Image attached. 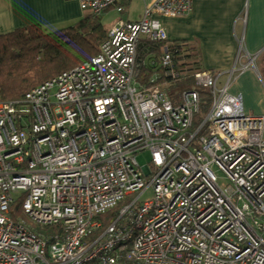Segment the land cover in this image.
<instances>
[{
  "label": "built area",
  "instance_id": "built-area-1",
  "mask_svg": "<svg viewBox=\"0 0 264 264\" xmlns=\"http://www.w3.org/2000/svg\"><path fill=\"white\" fill-rule=\"evenodd\" d=\"M129 1L78 0L95 16ZM192 11L193 0H154L140 21L119 20L90 60L0 101V264H264V116L230 92L236 73L259 74L263 51L222 84L198 45L163 24ZM184 79L210 91L207 113L195 88L170 97Z\"/></svg>",
  "mask_w": 264,
  "mask_h": 264
},
{
  "label": "crops",
  "instance_id": "crops-1",
  "mask_svg": "<svg viewBox=\"0 0 264 264\" xmlns=\"http://www.w3.org/2000/svg\"><path fill=\"white\" fill-rule=\"evenodd\" d=\"M142 1L145 8L154 2ZM85 16L78 0H0V35L37 24L64 29ZM142 16L120 20L136 22ZM163 24L170 39L198 45L203 69L222 75V84L234 67L246 65L249 57H257L263 51L255 62L260 70L258 61L264 56V0H193L190 16L164 18ZM259 74L246 69L230 85V92L242 95L246 112L252 116H264L259 106V102L264 105V80Z\"/></svg>",
  "mask_w": 264,
  "mask_h": 264
},
{
  "label": "trees",
  "instance_id": "trees-1",
  "mask_svg": "<svg viewBox=\"0 0 264 264\" xmlns=\"http://www.w3.org/2000/svg\"><path fill=\"white\" fill-rule=\"evenodd\" d=\"M109 31L100 16L89 14L74 25L55 32H46L43 26L37 24L0 35V101L22 99L33 88L90 60L100 52ZM152 47L151 43H146L139 50L140 71L145 80L154 72L148 62L150 53L145 50ZM181 86L185 90L195 88L200 92L203 113H207L211 104L210 91L193 87V79L172 82L167 90ZM21 205L22 199L14 203V218L24 216ZM116 209L100 219L108 222L104 218L111 212L112 217ZM40 231L52 234L56 229L44 228Z\"/></svg>",
  "mask_w": 264,
  "mask_h": 264
},
{
  "label": "rangeland",
  "instance_id": "rangeland-1",
  "mask_svg": "<svg viewBox=\"0 0 264 264\" xmlns=\"http://www.w3.org/2000/svg\"><path fill=\"white\" fill-rule=\"evenodd\" d=\"M80 5V4H79ZM144 4H143V1L142 0H134L133 2L130 1L129 4H127L126 8H125V12L124 13H118L116 10H108L106 11L105 13H103L100 17L102 19V24L108 29V30H111V28L122 18L124 19H127V20H134V19H137L139 18L141 15H144ZM84 12V15L88 16L90 14V11L89 10H86V11H83ZM60 26L62 27L63 24H60ZM44 29L46 30V32H54V31H57V30H60L61 28H55V29H52V28H48V27H44ZM243 54H244V51H242ZM260 64V74H261V79L264 80V56H262L259 61H258ZM159 63V62H158ZM259 69V68H258ZM241 72H238L235 74V77L240 75ZM226 77V76H225ZM224 77V79H225ZM229 78V75L227 76ZM234 77V78H235ZM228 80V79H227ZM193 87H198V86H193ZM185 91V88L184 87H172L171 89L168 90V93L170 95L171 98H174L175 100L177 101H180L181 97H182V93ZM259 106L262 110H264V105L263 103L259 102ZM197 120L199 121V118H197ZM137 159H138V162L142 165V166H145L149 163H151V154L150 152H143V153H140L138 156H137ZM216 170V174L218 175V177L221 179V178H224V174L221 172V171H217V169L215 168ZM150 195L151 194H146L143 198H142V201H145L147 199L150 198ZM137 198V195L136 196H133V197H130L128 198V204H130L132 201H134L135 199ZM127 203V202H126ZM112 214L109 213V216L105 217L104 219L106 221H109L112 217L110 216ZM115 214V213H114ZM37 229L40 231L41 229H44L42 228L41 226H37ZM40 233L44 234V232L40 231Z\"/></svg>",
  "mask_w": 264,
  "mask_h": 264
},
{
  "label": "bare ground",
  "instance_id": "bare-ground-1",
  "mask_svg": "<svg viewBox=\"0 0 264 264\" xmlns=\"http://www.w3.org/2000/svg\"><path fill=\"white\" fill-rule=\"evenodd\" d=\"M169 19H171V18H169ZM167 33H168V32H167ZM145 50H146V51H148V52L150 51V49H149V48H146ZM145 50H144V51H145ZM243 102H244V101H243Z\"/></svg>",
  "mask_w": 264,
  "mask_h": 264
},
{
  "label": "water",
  "instance_id": "water-1",
  "mask_svg": "<svg viewBox=\"0 0 264 264\" xmlns=\"http://www.w3.org/2000/svg\"><path fill=\"white\" fill-rule=\"evenodd\" d=\"M145 172H146V174L148 173V172H147V168H145Z\"/></svg>",
  "mask_w": 264,
  "mask_h": 264
}]
</instances>
